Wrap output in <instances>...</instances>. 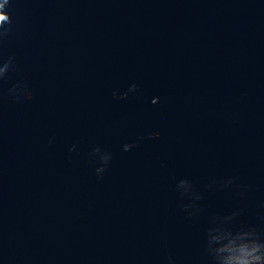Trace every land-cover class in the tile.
Masks as SVG:
<instances>
[{
    "label": "water",
    "instance_id": "95a60500",
    "mask_svg": "<svg viewBox=\"0 0 264 264\" xmlns=\"http://www.w3.org/2000/svg\"><path fill=\"white\" fill-rule=\"evenodd\" d=\"M7 11L0 66L15 56L18 70L0 78V264H215L205 230L234 211L229 228L264 238V0ZM24 77L32 97L13 102ZM95 147L112 154L102 177Z\"/></svg>",
    "mask_w": 264,
    "mask_h": 264
},
{
    "label": "clouds",
    "instance_id": "9594fccd",
    "mask_svg": "<svg viewBox=\"0 0 264 264\" xmlns=\"http://www.w3.org/2000/svg\"><path fill=\"white\" fill-rule=\"evenodd\" d=\"M9 4L10 0H0V39H3L10 31V28L7 27L12 23L10 13L7 11ZM14 61L15 56H10L2 63V66H0V78H4L6 74H9L10 68L12 73L18 70L14 65ZM28 83V78L24 77L10 89L13 102L31 99L32 92L26 87L22 88ZM137 87V84L133 83L128 91L122 95L119 92H113V98L127 99L129 92L136 91ZM159 135V131L149 133L151 137H159ZM53 139L50 138L48 143H53ZM136 146L137 142L135 141L125 143L122 146V150L129 152ZM75 149L76 145L73 144L69 151H75ZM89 156L98 157L99 166L95 168V174L97 177H102L112 160L111 152H102L100 147H95L89 153ZM232 183L233 178H229L225 185ZM225 185H221V187ZM176 187L181 196H188L191 201L202 199L201 195L194 191L191 182L188 180H180ZM189 207H191V204H185L182 210L187 212ZM188 215L189 217L195 216L196 212H189ZM238 215L239 212L234 211L223 217L217 216L210 220L209 226L205 230L207 253L211 255L215 264H264V238H261L257 228L249 225L246 229L234 231L227 226L228 222ZM168 264H174L171 258H169Z\"/></svg>",
    "mask_w": 264,
    "mask_h": 264
}]
</instances>
